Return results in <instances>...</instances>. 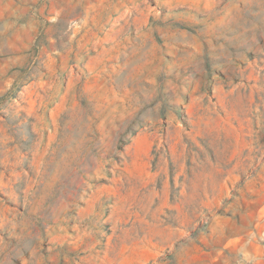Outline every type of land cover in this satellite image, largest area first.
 Segmentation results:
<instances>
[{
  "label": "rangeland",
  "instance_id": "1",
  "mask_svg": "<svg viewBox=\"0 0 264 264\" xmlns=\"http://www.w3.org/2000/svg\"><path fill=\"white\" fill-rule=\"evenodd\" d=\"M264 264V0H0V264Z\"/></svg>",
  "mask_w": 264,
  "mask_h": 264
},
{
  "label": "crops",
  "instance_id": "2",
  "mask_svg": "<svg viewBox=\"0 0 264 264\" xmlns=\"http://www.w3.org/2000/svg\"><path fill=\"white\" fill-rule=\"evenodd\" d=\"M228 264H234V263H232L231 261H229V263Z\"/></svg>",
  "mask_w": 264,
  "mask_h": 264
}]
</instances>
